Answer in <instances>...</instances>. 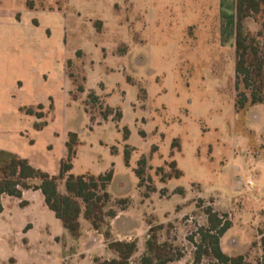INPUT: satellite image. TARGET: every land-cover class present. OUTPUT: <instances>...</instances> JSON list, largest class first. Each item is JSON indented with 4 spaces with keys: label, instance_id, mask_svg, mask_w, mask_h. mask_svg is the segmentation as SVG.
I'll return each mask as SVG.
<instances>
[{
    "label": "rangeland",
    "instance_id": "obj_1",
    "mask_svg": "<svg viewBox=\"0 0 264 264\" xmlns=\"http://www.w3.org/2000/svg\"><path fill=\"white\" fill-rule=\"evenodd\" d=\"M235 1L0 0V149L57 174L74 131L71 172L111 169L108 192L128 198L109 239L83 217L73 238L48 208L36 220L39 190L2 194L0 264H29V237L32 264L110 259L111 239H136L130 264H140L157 225L181 253L166 264H193L208 206L230 222L222 251L264 264V102L236 110ZM263 20L244 19L259 41Z\"/></svg>",
    "mask_w": 264,
    "mask_h": 264
},
{
    "label": "trees",
    "instance_id": "obj_2",
    "mask_svg": "<svg viewBox=\"0 0 264 264\" xmlns=\"http://www.w3.org/2000/svg\"><path fill=\"white\" fill-rule=\"evenodd\" d=\"M235 9V105L236 110L241 111L248 104L264 102V20L258 33L262 37L261 41L256 39L244 23L246 17L264 11V0H236ZM37 108L41 110L43 104H38ZM21 110L37 118L43 116L42 111L35 110L32 106H23ZM78 145V134L70 131L65 142L66 155L60 161L57 174L33 166L27 158L14 152L0 149V196L7 194L21 198L24 190H40L47 207L73 238L81 235L80 217H83L94 230L104 229L103 234L109 239L110 219L116 217L117 209L126 208L128 198L113 197L108 192L107 188L113 177L111 169L99 174L90 171L81 174L71 172ZM127 161L126 153L125 162ZM140 162H144V159ZM168 164L175 168L174 177L182 175L174 160ZM135 172L141 177L143 170L136 168ZM205 213L207 225L198 228L199 242L196 243L193 264H198L203 256L211 258L213 264H245L243 255L231 256L221 249L220 238L230 227V222L222 219L210 206L206 207ZM160 228L162 225L150 226L144 251L139 258L140 264H166L181 257L180 252L173 253L172 243L159 240L157 231ZM107 248L115 256L110 259L95 257L94 264H130L138 244L136 239H111Z\"/></svg>",
    "mask_w": 264,
    "mask_h": 264
},
{
    "label": "crops",
    "instance_id": "obj_3",
    "mask_svg": "<svg viewBox=\"0 0 264 264\" xmlns=\"http://www.w3.org/2000/svg\"><path fill=\"white\" fill-rule=\"evenodd\" d=\"M73 166H74V161H73ZM73 169V168H72ZM28 191H30V190H24L23 192H22V194L24 193V192H28ZM35 191H38V190H35ZM40 191V190H39ZM42 194V193H41ZM42 198H43V201H44V197H43V195H42ZM44 203V206L41 208V209H39L38 211H34V212H36L34 215H35V217H36V220L37 221H39L40 220V223L41 222H43L44 221V213H45V209L46 208H48L47 207V205L45 204V202H43ZM49 209V208H48ZM50 210V209H49ZM54 214V213H53ZM55 216V215H54ZM58 219V218H57ZM59 220V219H58ZM60 221V220H59ZM80 222L82 223V221L80 220ZM46 225V224H45ZM82 225H83V223H82ZM90 227H91V225H90ZM45 228L46 229H48L47 228V226H45ZM64 228V227H63ZM92 228V227H91ZM93 229V228H92ZM94 230V229H93ZM94 231H96V230H94ZM83 232V231H82ZM52 235V234H51ZM53 236H55V235H53ZM61 236H67V237H69V238H71L70 237V235H66L64 232L62 233V235ZM84 236V233H82V237ZM81 237V235L78 237V238H80ZM26 238V237H25ZM28 239H30L29 240V242L26 244L27 246H29V248L28 249H26V248H24L25 250H26V253H27V257H28V261H29V264H32V261L34 260V262H35V260L36 259H34L33 257L35 256L34 254H32V252L33 251H31V243H32V239L29 237ZM40 239V241L42 240V241H44L45 239L44 238H38V240ZM39 241V242H40ZM2 246H3V240H1L0 239V249L2 248ZM20 248H22V247H20ZM43 250H46V247L44 248H38V252H41V251H43ZM39 255V257L38 258H42V257H40L41 256V254L40 253H38ZM27 257H25V258H27ZM39 262H40V260H39ZM15 263V262H14Z\"/></svg>",
    "mask_w": 264,
    "mask_h": 264
}]
</instances>
